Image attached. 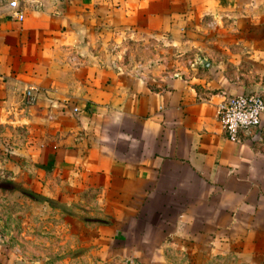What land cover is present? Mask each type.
<instances>
[{
    "label": "crops",
    "instance_id": "1",
    "mask_svg": "<svg viewBox=\"0 0 264 264\" xmlns=\"http://www.w3.org/2000/svg\"><path fill=\"white\" fill-rule=\"evenodd\" d=\"M19 8L20 22L0 0V180L51 199L67 186L69 202L94 194L112 219L81 229L97 259L148 264L111 237L149 209L163 238L141 240L151 243L150 264H264V114L259 144L230 143L216 118L228 97L264 99V0H20ZM121 35H132L134 53L118 51L113 62L108 40ZM28 87L34 104L24 108ZM21 231L36 236L18 254L0 244V264L77 263L64 257L77 251L76 229Z\"/></svg>",
    "mask_w": 264,
    "mask_h": 264
},
{
    "label": "rangeland",
    "instance_id": "2",
    "mask_svg": "<svg viewBox=\"0 0 264 264\" xmlns=\"http://www.w3.org/2000/svg\"><path fill=\"white\" fill-rule=\"evenodd\" d=\"M126 35H121L119 37L120 42L108 40V51L110 52V59L111 56L114 57L112 60L113 62H116L118 59L115 55L118 51H122V55H126L128 52L134 53V38L132 35H129V37ZM8 183L9 182L5 179L0 180L1 246L4 245L5 241L13 243V245L18 248L15 254L21 253L22 241H24L26 237L32 238L36 236L34 232H29L31 234L27 236V232L24 233L21 231L22 229H76L78 232V239H80V241H78L77 251L71 254L67 252L64 254V257L68 258L71 256V259L72 257H77V263L75 264H123L125 260H118L117 257L116 259H107L105 257L97 259V256H95V249L97 247H90L86 244L88 243L86 241L88 235L81 229L93 228V226L98 225L101 221L103 223H111L110 220H112L111 217H107V219L102 218L103 215L97 210V205L92 202L94 194H86L84 192L78 193V195H75V199L69 202V191L67 186L62 187L61 191L57 190L56 196H54V199H51L30 190L25 191L21 190L19 187H10ZM51 187L50 183V189ZM17 190L18 196L11 200V198L8 197V193L11 191L16 193ZM49 192L51 191L49 190ZM170 212L172 213L173 211ZM124 220L125 219H122V221ZM158 220L161 219H156L149 209L134 219H128V223L120 227V232H117L116 235L111 237V239H113V245H125L128 249L132 247L139 248V250H136L139 253V256L136 258L148 260L147 263L150 264L155 257V254H152L149 248L151 243L142 242L141 240L155 243L163 239L161 235L155 233L154 227L151 225V223L158 222ZM44 238L49 240L50 250L48 252L52 253L51 243H53L54 235L48 233L44 235ZM85 244L87 246H85ZM177 251L178 253L182 252L181 250ZM171 252L172 253L169 251L167 254L174 259L180 258V254L172 250ZM1 253L2 256L5 255L4 249ZM140 256L143 258H140ZM93 258L97 260L95 259L94 261ZM228 260L230 261L229 257ZM58 261H62V259ZM54 262H57V260ZM61 264H69L68 259Z\"/></svg>",
    "mask_w": 264,
    "mask_h": 264
},
{
    "label": "built area",
    "instance_id": "3",
    "mask_svg": "<svg viewBox=\"0 0 264 264\" xmlns=\"http://www.w3.org/2000/svg\"><path fill=\"white\" fill-rule=\"evenodd\" d=\"M9 11V17L15 21H22L23 14L19 8L20 0H3ZM194 64L191 63L190 66ZM34 88L25 89L22 96V106L29 108L34 104ZM75 112V110H73ZM264 114V99L254 95H237L224 99L216 108V118L220 130L227 141L241 144L245 139L258 140L257 131L260 119ZM259 144V141H257ZM264 151V146H263ZM123 264H137L131 259H126Z\"/></svg>",
    "mask_w": 264,
    "mask_h": 264
}]
</instances>
